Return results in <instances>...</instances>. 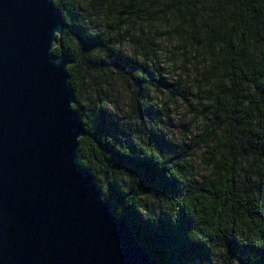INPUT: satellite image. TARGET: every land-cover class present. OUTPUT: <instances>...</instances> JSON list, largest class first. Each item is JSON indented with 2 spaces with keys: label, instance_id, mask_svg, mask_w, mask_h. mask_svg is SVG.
<instances>
[{
  "label": "trees",
  "instance_id": "16d2710c",
  "mask_svg": "<svg viewBox=\"0 0 264 264\" xmlns=\"http://www.w3.org/2000/svg\"><path fill=\"white\" fill-rule=\"evenodd\" d=\"M52 1L76 161L152 264H264V0ZM178 101L194 129L176 144Z\"/></svg>",
  "mask_w": 264,
  "mask_h": 264
},
{
  "label": "water",
  "instance_id": "95a60500",
  "mask_svg": "<svg viewBox=\"0 0 264 264\" xmlns=\"http://www.w3.org/2000/svg\"><path fill=\"white\" fill-rule=\"evenodd\" d=\"M63 28L52 0H0V264H152L76 161Z\"/></svg>",
  "mask_w": 264,
  "mask_h": 264
},
{
  "label": "rangeland",
  "instance_id": "374dc122",
  "mask_svg": "<svg viewBox=\"0 0 264 264\" xmlns=\"http://www.w3.org/2000/svg\"><path fill=\"white\" fill-rule=\"evenodd\" d=\"M160 57L161 58H159V62L164 67V71H162V74L171 81L172 75L168 74L170 71V63H167L166 57L164 55H161ZM151 92L155 96L158 94L157 102L159 104L166 101L168 91L165 88H160V90H158L156 87H153ZM169 109L171 110L169 112V119L165 120L164 126H166V129H168L169 133L171 134L173 142L179 144V141H181V139L183 138V134L186 132V129H194L193 124L190 123L191 116L187 112L186 106L180 101H178L176 105L171 104Z\"/></svg>",
  "mask_w": 264,
  "mask_h": 264
}]
</instances>
